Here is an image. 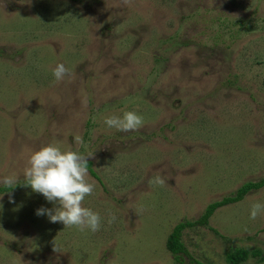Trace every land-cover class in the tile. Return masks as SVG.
<instances>
[{
  "label": "rangeland",
  "instance_id": "1",
  "mask_svg": "<svg viewBox=\"0 0 264 264\" xmlns=\"http://www.w3.org/2000/svg\"><path fill=\"white\" fill-rule=\"evenodd\" d=\"M57 63L71 73L62 81ZM124 111L143 126L104 123ZM49 144L92 162L83 206L99 231L36 215L54 205L23 171ZM10 175L23 187L0 193V264H179L175 226L264 179V0H0V179ZM255 202L264 188L186 230L181 264H229L241 248L261 253L243 264H264Z\"/></svg>",
  "mask_w": 264,
  "mask_h": 264
},
{
  "label": "clouds",
  "instance_id": "2",
  "mask_svg": "<svg viewBox=\"0 0 264 264\" xmlns=\"http://www.w3.org/2000/svg\"><path fill=\"white\" fill-rule=\"evenodd\" d=\"M52 74L57 81L71 75L64 63H57L52 68ZM104 123L117 131L130 132L140 129L144 119L134 111H124L122 116L106 117ZM77 141L81 142L79 137ZM87 158L76 151H62L52 144L41 146L32 152L23 171L26 185L54 205L53 208L37 209V216L46 215L51 223H62L65 228L75 227L81 232L100 230L102 223L100 215L83 206L84 199L95 189L94 183L87 179ZM15 182L14 175L0 179V183L7 187ZM165 182L161 175L150 181L160 186ZM9 202L14 203V200L10 197ZM261 212H264V204L252 203L249 218L255 220ZM115 219V216H112L108 223L111 224Z\"/></svg>",
  "mask_w": 264,
  "mask_h": 264
},
{
  "label": "trees",
  "instance_id": "3",
  "mask_svg": "<svg viewBox=\"0 0 264 264\" xmlns=\"http://www.w3.org/2000/svg\"><path fill=\"white\" fill-rule=\"evenodd\" d=\"M88 171H90L91 175L93 177L98 176L97 174L92 170V162H88ZM26 184V183H25ZM24 184V185H25ZM23 187V183H20L15 186L10 187H0V193H9L11 191L17 190L19 188ZM264 188V179L258 181V182H249L241 186L235 193L232 195L223 198L221 201L211 203L207 206L205 212L200 216L199 219L195 221H186L178 224L173 229L171 235L169 236L167 240V249L169 252L174 256L175 261L179 264L182 263V257L188 256L191 258V255L189 254L187 247L183 241L184 232L188 229H192L194 227H210V220L215 215L216 211L219 208L231 205V204H237L242 202L245 197L252 191H258L260 189ZM215 231V230H214ZM217 232V231H216ZM219 235V233L217 232ZM260 255V251L258 250H246V249H235L231 252H229L226 256L227 262L229 264H243L250 257H256L257 255ZM196 263V261H195Z\"/></svg>",
  "mask_w": 264,
  "mask_h": 264
}]
</instances>
